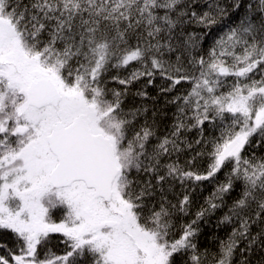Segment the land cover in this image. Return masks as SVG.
Instances as JSON below:
<instances>
[{
	"label": "snow or ice",
	"instance_id": "6c2138e0",
	"mask_svg": "<svg viewBox=\"0 0 264 264\" xmlns=\"http://www.w3.org/2000/svg\"><path fill=\"white\" fill-rule=\"evenodd\" d=\"M0 264H264V0H0Z\"/></svg>",
	"mask_w": 264,
	"mask_h": 264
},
{
	"label": "trees",
	"instance_id": "16d2710c",
	"mask_svg": "<svg viewBox=\"0 0 264 264\" xmlns=\"http://www.w3.org/2000/svg\"><path fill=\"white\" fill-rule=\"evenodd\" d=\"M208 191H210V187H206L205 188V191H204V193L202 194V195H207L208 194ZM207 231V230H206ZM205 241H202V244H201V246L203 247V246H205Z\"/></svg>",
	"mask_w": 264,
	"mask_h": 264
}]
</instances>
